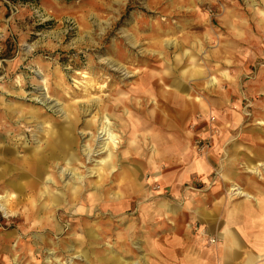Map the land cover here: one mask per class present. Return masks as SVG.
<instances>
[{"label":"rangeland","instance_id":"rangeland-1","mask_svg":"<svg viewBox=\"0 0 264 264\" xmlns=\"http://www.w3.org/2000/svg\"><path fill=\"white\" fill-rule=\"evenodd\" d=\"M261 19L264 0H0V204L7 203L4 196L12 183L25 185L22 198L30 195L28 167L37 160L30 157L42 144V162L47 160L56 174L51 193L62 199L53 213L63 218L64 228L62 234L30 231L40 222L36 214L30 226L20 219L24 204L9 217L0 210V264H15V256H22V264H52L53 259L62 260L56 264H101L96 257L103 259L108 247L122 262L159 264L178 222L170 207L183 206L175 202L179 196L173 183L162 181L172 171L160 156L167 141L208 162V178L218 181L228 198L245 199L229 193L233 179L264 202V173L246 171L249 156L243 140L245 126L254 120L244 114L254 103L259 108L264 104V96L248 99L264 83V41L256 39L253 27ZM185 71L190 73L184 77ZM200 71L205 79L190 78ZM171 94L180 95L182 102L185 95L201 98L205 112L179 118ZM43 97L48 98L44 103ZM235 113L240 127L217 145L220 154L207 157L203 150L213 147L214 153L215 148L212 130L225 132ZM103 116L109 117L118 138L112 145L114 168L98 175L90 171L108 153L90 160L84 151L100 144ZM250 149L259 153L264 144L258 141ZM66 152L67 158L74 156L69 166L62 158ZM66 167L85 174L82 182H68L72 174L59 178ZM248 176L253 183L248 184ZM203 179H189L182 190L190 194L209 187ZM80 186V200L90 203L64 201L68 191ZM115 192L119 208L112 204ZM46 201L39 199L38 207ZM185 226L194 227L190 222ZM87 232L99 234L95 242L100 243H83L81 249L90 257L77 256L71 250L79 247L75 239ZM201 234L207 243L217 244L216 237ZM40 237L47 243L37 241ZM61 242L68 243L63 251ZM70 255L77 257L71 261Z\"/></svg>","mask_w":264,"mask_h":264},{"label":"bare ground","instance_id":"bare-ground-1","mask_svg":"<svg viewBox=\"0 0 264 264\" xmlns=\"http://www.w3.org/2000/svg\"><path fill=\"white\" fill-rule=\"evenodd\" d=\"M263 13V12H262ZM254 24V23H253ZM259 26L257 24H254V28H256V31L258 32V37L256 36V39H261L262 41H264V19H261L259 21ZM195 27H198L200 28V26H195ZM194 27V28H195ZM251 30V29H250ZM255 34V33H254ZM253 34V35H254ZM241 39V38H240ZM253 39V38H252ZM255 40V39H253ZM217 51V50H216ZM217 54V53H215ZM193 68V67H192ZM197 70V69H196ZM164 73V72H163ZM187 73H190V72H184L183 73V76L185 77ZM196 74V75H195ZM191 77L190 78H196L199 79V78H204L205 79V75L203 74L202 71L200 72H192L191 73ZM165 76V75H164ZM194 80V79H192ZM215 79L213 78V80L211 79V82L214 83ZM200 81H196L195 84H199ZM186 88L185 86L181 87V89H184ZM260 88V89H259ZM258 89L260 90V93L255 90V92H251L253 95L252 96H248V99L249 100H252L254 99V101H257L259 99H261L263 96H264V83H263V87H259ZM164 89V88H163ZM171 90V89H170ZM169 90V91H170ZM251 90V88H250ZM166 91V90H165ZM180 91V90H179ZM161 92V91H160ZM163 92V91H162ZM161 92V94H162ZM168 92V91H167ZM173 92V91H172ZM156 93V92H155ZM169 93V92H168ZM250 93V94H251ZM160 94V96H162ZM172 95V94H171ZM174 100H175V103L177 105V111H180L179 113V118L180 117H184L185 115H194V114H197L198 110L201 109L202 113L205 112V110L203 109V105H204V102L202 101L201 102V98H197L196 100H190V96L189 95H185L184 98L185 100L182 102L181 101V96H177L176 94L175 95H172ZM228 96V95H227ZM165 97V96H163ZM48 99V98H47ZM44 97L41 99V101L44 103L46 102V100ZM51 101V100H50ZM201 102V103H200ZM250 102V101H249ZM199 103V104H198ZM261 108H259V103L256 104L254 103L252 106H250V111H249V108L247 109V113L244 114L243 118H247V117H250V118H253L254 117V120H253V123H248L245 128H246V131H244L245 129H243V131L245 132L246 134V137H245V134H244V137L246 138L243 139L244 141H246V146L245 148L248 150L247 152V155L249 156V158L247 159V165H246V171L248 173H254L255 175H262L264 173V159L260 158V157H264V150H261V152L259 153H256L254 154L253 152V149H250V147L252 145H255L258 143V141L260 142V144H264V104H262V101H261ZM178 105H180V108L178 109ZM254 105H255V111L254 112H251L252 109H254ZM234 108V106H233ZM152 112V111H151ZM213 112V111H212ZM240 113V112H239ZM216 114V113H215ZM165 115V114H164ZM261 115V118H259L258 116ZM151 116V114H150ZM230 122L227 124L226 126V131L221 133L220 132V129H218L217 132L213 131L212 130V137H214V142L213 144L215 145V148H214V153H213V147L207 149V150H203V153L207 156V157H211V156H215V154H220L219 151H218V148H217V145H221V144H224L226 143L231 136L234 135V133L237 131V129L240 127V123L239 125L237 126V123L239 122V118L238 116L235 114L233 115H230ZM162 118V116H161ZM172 118V116L170 117ZM204 118V117H203ZM259 118V119H257ZM193 119V118H192ZM202 119V118H200ZM217 119V118H216ZM109 117L107 116H103L102 117V120H101V127L99 129V132H98V136H97V141H100V144L97 146V149H92L91 147H87L85 148V151H84V154L87 156L88 155V158L91 160L95 155H97L98 153H102V152H107V156L103 159L100 160V164L101 166L97 169V170H91L90 172L91 173H96L98 172V175L102 174V172L104 171H110L114 168V165L112 164V160H113V151H112V147L115 145V143L117 142L116 139L118 138L117 136V133H115L113 131V129L111 128L112 127V123L109 121ZM161 120V119H160ZM171 120V119H170ZM173 121V120H172ZM243 121V120H242ZM250 121V120H248ZM161 122V121H160ZM167 123V122H166ZM199 123V122H197ZM213 123V122H212ZM161 124V123H160ZM173 123H170L169 125L172 126ZM164 125V124H163ZM177 126V125H176ZM188 126V125H187ZM192 126V125H191ZM198 125H194V127H197ZM151 127V126H149ZM173 127V126H172ZM213 128H216L215 126ZM186 129V128H184ZM47 130L51 131L52 132V127L48 128ZM190 130V129H189ZM148 134V133H147ZM152 134V133H151ZM159 135V134H158ZM66 136V139L68 140V135L65 134ZM160 136V135H159ZM190 138V136H189ZM152 138H150L151 140ZM95 141V140H94ZM108 141V142H107ZM188 141V140H187ZM200 141V140H199ZM207 141V140H206ZM146 142V141H145ZM163 142V141H162ZM181 144V143H180ZM182 144H186V143H182ZM88 145V144H87ZM113 145V146H112ZM156 145V144H155ZM90 146V145H89ZM99 147V148H98ZM162 148H164L165 151H169L170 153L172 154H175V153H178V150H179V145L178 143H176L174 140H172V142H165L162 144ZM220 148V147H219ZM180 149H184L180 147ZM233 151V150H232ZM43 150H42V144H39L38 145V148L35 150V152L32 154V156L30 157V159L35 156L37 158L36 160V163L33 164V165H29L30 167H28V171L30 172V174L32 175L31 176V179L29 180L28 182V185H30V195H27V199H24V197L22 198V193L24 191V188H25V185L20 183V182H17V183H12L11 186H9V190L12 192H7V195L4 196L6 197V204H0V210L4 212L5 216L6 217H9L11 215H13V208L16 207L17 205H20V204H24L25 207L27 209H25V214H23L22 217H20V219L22 220H26V225L31 224V222L34 220L33 217L36 216L39 218V224L37 225H34V226H30L28 229H31L30 231H37L38 229L40 230H45L48 233H56V234H62L63 231H64V228L62 226V217L60 216H56V214L53 213V211L55 212V208L57 207V205L60 204V202H58L59 200H62L61 198H59L58 196H56L54 193L52 194L51 193V190H50V186L51 185H54L57 180H55L54 178V174H55V170L54 169H48L47 168V165H46V161L42 162V159L45 157L43 155ZM182 152V151H181ZM149 153V152H148ZM213 153V154H212ZM228 153V152H227ZM240 153V152H239ZM249 153V154H248ZM53 155V152L49 154V158H51L50 155ZM157 154V153H156ZM235 154V153H234ZM233 154V155H234ZM73 154H71L70 157L67 158L68 156V152L64 153L63 154V160L65 161V164L66 165H70L72 163V161L74 160V156H72ZM216 155V156H217ZM238 155V154H237ZM163 156V155H162ZM238 157V156H237ZM257 158V159H261L257 162L253 161L254 158ZM149 158V157H148ZM191 158V157H190ZM243 158V157H242ZM29 159V158H28ZM213 159V158H212ZM35 159H33L34 161ZM154 159H152L153 161ZM235 160V159H234ZM151 161V160H150ZM233 162V161H232ZM28 164H31L29 161H27ZM53 163V162H52ZM57 163V162H56ZM161 163V162H160ZM234 163V162H233ZM58 164V163H57ZM167 164V163H166ZM230 164V163H229ZM244 164V163H243ZM51 165V163L49 164ZM143 165V164H142ZM239 165V164H238ZM237 165V166H238ZM149 166H152V165H149ZM157 166V165H156ZM141 167V166H140ZM214 167V166H213ZM52 168V167H51ZM230 168V167H229ZM145 169V168H144ZM224 169V168H223ZM234 169V168H233ZM195 170V169H194ZM232 170V168H231ZM235 170V169H234ZM193 171V170H192ZM189 172V171H188ZM222 172V171H221ZM232 172V171H231ZM182 173V172H181ZM180 173V174H181ZM226 173V172H225ZM244 173V172H243ZM72 174V175H71ZM183 174V173H182ZM181 174V175H182ZM56 175V174H55ZM65 175H71L72 177L71 178H68V182L69 181H76L77 183H81L82 182V179L84 175H77V173L73 170V168H70V167H66L64 169L61 170L60 174H59V178H63ZM109 175V174H107ZM178 175V174H177ZM224 175V174H223ZM106 176V175H105ZM228 176V175H227ZM238 176V175H237ZM241 176V174L239 175ZM164 178V177H163ZM170 178V177H169ZM223 178V177H222ZM261 178H263V176H261ZM66 179V178H65ZM59 180V179H58ZM223 180V179H222ZM240 180V179H239ZM238 180V181H239ZM104 181V180H103ZM224 181V180H223ZM191 182V181H190ZM198 182V181H197ZM254 180L253 178H251L250 176H248V184H251L253 183ZM43 183L44 186H42L41 188L37 189L36 187ZM177 183V182H176ZM180 183V182H179ZM178 183V184H179ZM230 183H231V186L230 188H228V191L231 195L233 196H241V197H245L247 198L248 201H255L256 203L255 204H258V206L260 207V205L262 204L261 203V200L259 199V197H257L255 194H252L251 192H249L246 188H244L243 186H241V184H239L238 182L234 181L233 179L230 180ZM100 184V183H99ZM98 184V185H99ZM144 184V183H143ZM172 184V183H171ZM192 184V183H191ZM229 184V183H228ZM48 185V186H46ZM67 185V184H66ZM125 185V184H124ZM123 185V186H124ZM129 188H133V186L131 185V187ZM180 188V187H179ZM73 191H68L64 196L66 197V199L64 201H67L68 203H75L77 201H79V203L81 204H84V203H90V200L87 199V198H83L80 200V193H81V189H82V186L80 187H73ZM15 191H22L21 194H16ZM177 191V189H176ZM263 191V190H262ZM109 192V190H108ZM116 192L113 193V207H118V205L120 206L122 204V202H119V197L116 196ZM188 194V193H187ZM83 195V194H82ZM126 196V195H125ZM223 196V195H222ZM0 197H3V196H0ZM43 197V199H47L46 202H43V205L39 206L38 207V200L41 199ZM196 197V196H195ZM208 197V196H207ZM197 198V197H196ZM195 198V199H196ZM204 198V197H203ZM202 198V199H203ZM236 200V199H235ZM80 201H83L80 202ZM239 201V200H238ZM237 201V203H238ZM48 202V204H47ZM176 202V201H175ZM235 202V201H234ZM180 203V202H179ZM190 203V202H188ZM225 203V202H224ZM42 204V203H41ZM216 204V203H215ZM241 204V203H240ZM56 205V206H55ZM117 205V206H116ZM196 205V203H195ZM94 206V205H93ZM220 206V205H219ZM122 207V206H121ZM213 207V206H211ZM222 207V205H221ZM60 208V207H59ZM119 208V207H118ZM164 208V207H162ZM218 208V207H217ZM77 209V208H76ZM224 209V208H223ZM229 209V208H228ZM227 210V209H226ZM66 211V210H65ZM81 212V210H78ZM147 211V210H146ZM221 211V209H220ZM223 211V210H222ZM88 212H91L90 210ZM200 212V211H199ZM43 214L44 216H39V214ZM83 213V212H82ZM166 213V212H165ZM41 214V215H42ZM154 214V213H153ZM159 214V213H158ZM227 214V212H226ZM225 214V215H226ZM146 213H144L143 215V220L144 218H146ZM162 216V212L161 214H159V217ZM36 217V218H37ZM84 216H81L80 218H83ZM157 218V217H156ZM227 218V217H226ZM195 219V218H194ZM202 219V218H201ZM200 219V220H201ZM185 220V219H184ZM218 220V219H217ZM79 221V220H78ZM176 223V222H175ZM79 224V222H78ZM193 224V222H192ZM186 225V224H185ZM134 226V225H133ZM203 226V225H202ZM130 227H131V224H130ZM11 228V227H10ZM49 228V229H48ZM198 228V227H197ZM236 228V227H235ZM23 229V228H22ZM134 229V228H133ZM149 229V228H148ZM53 230V231H51ZM188 230V229H187ZM150 231V230H149ZM153 233V232H152ZM208 234V233H207ZM49 236V235H48ZM236 237V236H235ZM100 237H99V234L97 233H93V232H87L84 236L82 237H78V240L75 239V242H77L79 244V247H73L71 250H73L75 252V254L77 253L78 255L77 256H81L82 253L83 255H89V252L87 250L84 251L83 249H81V245L85 242H87L88 245H90V243H94L96 240H98ZM101 239V238H100ZM20 240L18 241L17 243V246L20 244ZM37 241H42V243L46 244L47 243V240L45 238H38ZM99 241V240H98ZM95 242V243H100V242ZM68 246V243H65L64 245L61 244L59 245V249L61 251L65 250V248H67ZM219 246V245H218ZM223 247V246H222ZM90 248H93L95 249L93 246H90ZM26 249L28 250H32L33 248L27 246ZM95 250L92 252V254L94 255L95 253ZM115 251L108 247L107 248V252L105 253V257L103 256V259L102 257H96V260L97 263H101V264H106L105 262L107 261V264H135V263H130V262H122V257L120 258L119 255H118V252H116L117 254H113ZM148 253V252H147ZM219 253V252H218ZM14 254V253H13ZM80 254V255H79ZM77 256H73L70 255V260L72 261L73 258H76ZM22 256H15L14 258V263L15 264H22V260L20 259ZM85 258V257H84ZM33 259V258H32ZM86 259V258H85ZM49 260V259H48ZM69 260V261H70ZM28 264H32L33 261H30L28 260ZM62 260H57V259H53L51 261L52 264H56V263H61ZM38 263V262H37Z\"/></svg>","mask_w":264,"mask_h":264},{"label":"crops","instance_id":"crops-1","mask_svg":"<svg viewBox=\"0 0 264 264\" xmlns=\"http://www.w3.org/2000/svg\"><path fill=\"white\" fill-rule=\"evenodd\" d=\"M161 151V158L172 170L170 178L162 176L163 184L173 183L179 196L176 202L183 206L170 207L178 222L159 264H264V202L259 207L246 198H228L218 181L208 178L209 163L196 158L189 148L175 154ZM197 176L206 177L203 184L209 187L184 193V185ZM188 222L194 227H186ZM204 231L216 237V245L207 243L201 234Z\"/></svg>","mask_w":264,"mask_h":264},{"label":"built area","instance_id":"built-area-1","mask_svg":"<svg viewBox=\"0 0 264 264\" xmlns=\"http://www.w3.org/2000/svg\"><path fill=\"white\" fill-rule=\"evenodd\" d=\"M215 240L214 239H211V242H214Z\"/></svg>","mask_w":264,"mask_h":264}]
</instances>
